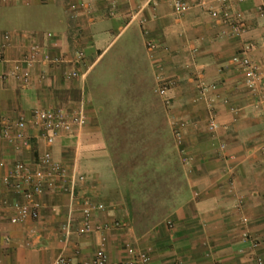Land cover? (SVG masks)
<instances>
[{"label": "crops", "instance_id": "obj_1", "mask_svg": "<svg viewBox=\"0 0 264 264\" xmlns=\"http://www.w3.org/2000/svg\"><path fill=\"white\" fill-rule=\"evenodd\" d=\"M72 5L78 6L76 19ZM262 5L264 0L238 5L248 27L238 40L221 36L206 9L195 7L179 16L166 0L0 2V116L17 120L36 108H76L82 102L88 116L81 134L51 148L56 161L86 177V185L73 194L47 189L40 208L21 224L11 223L6 210L21 198L4 177L16 161L35 167L45 147L35 140L17 150L0 138V161L7 165L0 167V264H54L59 256L78 264L91 258L101 235L77 233L83 195L106 206L93 215L95 226L123 224L104 234L111 263L124 259L128 244L147 252L150 264H257V257L264 259V90H248L230 65L243 41L254 42L259 48L253 59L264 70V17L257 13ZM75 38L89 69L85 81H67L68 64L36 65L28 86L14 78L26 70L32 42L64 57L72 53ZM123 38L117 63L98 75L100 97L94 102L88 78ZM149 42L157 49L149 50ZM168 81L173 82L169 106L158 93ZM199 82L216 89L201 98ZM211 115L219 124L215 134L207 129ZM173 123L181 125V142ZM127 143L149 150L147 165L166 179L177 169L183 183L176 193L178 207L145 233L138 231L127 200L132 178L117 169V149ZM67 225L68 236L63 233ZM243 232L258 243L256 250L242 240Z\"/></svg>", "mask_w": 264, "mask_h": 264}, {"label": "built area", "instance_id": "obj_2", "mask_svg": "<svg viewBox=\"0 0 264 264\" xmlns=\"http://www.w3.org/2000/svg\"><path fill=\"white\" fill-rule=\"evenodd\" d=\"M6 0H0L5 2ZM173 7L174 12L179 16H184L195 7L207 10L209 17L220 26L221 36L243 40L248 32L244 13L238 8L243 0H166ZM82 8L85 4L80 5ZM86 8V7H85ZM72 18L79 15L77 5H72ZM259 17H264V5L257 8ZM7 35L5 40L8 42ZM148 49L153 51L157 45L152 42L147 44ZM259 45L254 42H242L238 52L231 58L230 65L242 76L243 85L253 93H262L264 90V70L263 67L253 59V53L257 51ZM264 49V45L262 46ZM85 52L78 45V39H74V49L69 56H51L38 42H32L29 53L24 60L26 70L22 73H14V78L23 85L31 84L33 69L36 65L45 64L59 66L61 64L71 65L72 69L65 74V79L71 81L80 79L85 81L89 69L85 66ZM46 77L43 74L41 78ZM173 85L168 81L163 85L158 93L164 99L165 105H170L167 98V91ZM216 86L199 82V96L206 98L208 94L215 90ZM88 124V116L85 103L82 102L76 108H36L30 117L21 116L17 120L6 116H0V138L9 146L17 150L30 148L35 140L44 144V151L38 156L35 167L22 161H16L7 171L4 177L5 184L9 185L14 192L20 196L21 200H15L6 207L11 212L10 221L13 224L26 222L33 211L40 208V197L47 189H59L62 192L76 193L77 189L86 185L87 179L76 169L70 170L59 161L54 159L51 148L62 138L81 134ZM174 134L178 142L182 140L181 125L173 123ZM207 129L209 133L215 134L219 130V124L215 116L211 115L208 120ZM34 132V136L30 131ZM184 153V151L182 150ZM234 158V157H231ZM6 162L0 161V167L5 168ZM231 191L234 186L230 184ZM198 196V194L196 195ZM82 205V221L77 229L81 236L96 233L101 235L100 245L94 255L78 264H150V255L136 247L126 245V256L123 260L111 263L106 249V231L112 228H121L120 222L95 226L93 215L106 210L103 203L95 204L89 196L83 195L80 199ZM4 213L0 207V215ZM243 221H246L243 219ZM171 224V223H170ZM71 232L70 225L63 228V233L68 236ZM242 240L249 242L251 248L256 250L258 243L252 239L248 232L242 233ZM257 264H264L262 257H257ZM54 264H74V262L64 256H59Z\"/></svg>", "mask_w": 264, "mask_h": 264}, {"label": "trees", "instance_id": "obj_3", "mask_svg": "<svg viewBox=\"0 0 264 264\" xmlns=\"http://www.w3.org/2000/svg\"><path fill=\"white\" fill-rule=\"evenodd\" d=\"M117 153V169L132 178L126 193L137 229L145 233L167 219L178 207L181 199L176 193L183 186L179 171L175 169L166 179L147 165L149 150L136 149L129 143L126 148H118Z\"/></svg>", "mask_w": 264, "mask_h": 264}, {"label": "rangeland", "instance_id": "obj_4", "mask_svg": "<svg viewBox=\"0 0 264 264\" xmlns=\"http://www.w3.org/2000/svg\"><path fill=\"white\" fill-rule=\"evenodd\" d=\"M124 38L120 39L119 42L117 44H115L102 58V60L100 61V63L98 65H96L95 70L92 72V74L89 76L88 78V88L90 89L92 95L94 96L93 99L95 100L94 102H98L97 101V95L99 96L100 93L98 91V87H97V82L98 80V75L103 73V71L105 70V67H108L109 64H115L117 63L118 60V56L120 51L122 50V47L124 46ZM111 88V87H110ZM104 95L105 92H104ZM100 97V96H99Z\"/></svg>", "mask_w": 264, "mask_h": 264}]
</instances>
